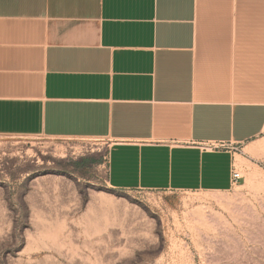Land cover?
I'll use <instances>...</instances> for the list:
<instances>
[{"label": "crops", "instance_id": "crops-1", "mask_svg": "<svg viewBox=\"0 0 264 264\" xmlns=\"http://www.w3.org/2000/svg\"><path fill=\"white\" fill-rule=\"evenodd\" d=\"M263 133L264 0H0V135L104 140L113 189L224 192Z\"/></svg>", "mask_w": 264, "mask_h": 264}, {"label": "rangeland", "instance_id": "rangeland-1", "mask_svg": "<svg viewBox=\"0 0 264 264\" xmlns=\"http://www.w3.org/2000/svg\"><path fill=\"white\" fill-rule=\"evenodd\" d=\"M107 151L0 135V264H264V133L224 192L113 189Z\"/></svg>", "mask_w": 264, "mask_h": 264}, {"label": "built area", "instance_id": "built-area-1", "mask_svg": "<svg viewBox=\"0 0 264 264\" xmlns=\"http://www.w3.org/2000/svg\"><path fill=\"white\" fill-rule=\"evenodd\" d=\"M201 149L204 151H218V150H225L228 148L227 144L224 143H201L200 144ZM241 180V176L237 168L232 165L231 168V184L232 186H235L239 183Z\"/></svg>", "mask_w": 264, "mask_h": 264}]
</instances>
